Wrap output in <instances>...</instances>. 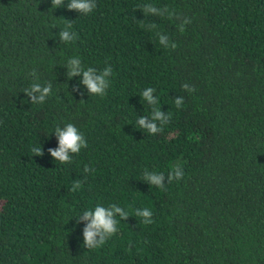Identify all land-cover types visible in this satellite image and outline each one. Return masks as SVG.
<instances>
[{"label":"trees","instance_id":"trees-1","mask_svg":"<svg viewBox=\"0 0 264 264\" xmlns=\"http://www.w3.org/2000/svg\"><path fill=\"white\" fill-rule=\"evenodd\" d=\"M69 2L0 0V264H264V0H96L87 15ZM146 3L175 15H146ZM66 20L71 43L59 36ZM76 56L112 68L106 95L68 77ZM33 82L52 84L43 104L24 91ZM147 87L172 114L154 135L136 123L151 120ZM67 123L87 147L61 164L48 149ZM173 162L184 176L169 184ZM145 169L163 172L167 190ZM98 203L130 216L92 250L78 217ZM137 208H150L153 223Z\"/></svg>","mask_w":264,"mask_h":264},{"label":"clouds","instance_id":"clouds-1","mask_svg":"<svg viewBox=\"0 0 264 264\" xmlns=\"http://www.w3.org/2000/svg\"><path fill=\"white\" fill-rule=\"evenodd\" d=\"M51 3L54 8L63 6V0H51ZM96 6V0H70L67 5L69 9H75L79 13L85 15L92 13ZM138 8L146 15L156 14L161 17L167 16L168 18H172L175 15V12L170 10L167 6L160 8L151 3H146L139 5ZM189 23H191V20L185 18L179 25L180 31L183 32L185 30L184 25ZM142 26L146 27L148 30H154L157 27L155 23H148L147 25L142 24ZM72 27L71 21L66 20L64 22V26L59 33L60 39L63 42L71 43L78 38L77 33L72 31ZM156 36L159 38V43L165 45L166 48L171 47L175 49L177 47L174 42L168 43V37L166 35L157 32ZM66 63L68 77L81 76L82 83L87 86L92 95L100 97L106 95V90L110 86L109 77L112 74V68L110 66H106L102 70H98L91 66L85 68L78 56L68 58ZM35 75V72H33V76ZM182 88L189 92L195 91V87L187 83L183 84ZM24 91L27 92L29 96H32L33 103L43 104L52 94V84L48 82L42 85L39 82H33L30 87ZM155 92L156 89L147 87L140 93L143 97V101H146L147 105L150 106L151 120L148 119V116H144L136 121L138 127L145 129L153 135L163 132L164 126L167 125L172 118L171 113H164L160 110L161 104L159 97L153 95ZM34 93L36 95H33ZM174 103L177 108H181L184 103L183 97L175 98ZM157 121H159V123H157ZM54 132L58 137L59 147L57 149L50 148L48 151L56 158V161H59L61 164H71L73 162V155L79 154L82 148L87 147L86 137L73 123H67L63 127L57 126ZM31 151L34 155H43L41 145L33 146ZM84 171L89 172L94 170L85 165ZM183 176L184 169L182 164L173 162L168 172L169 184L173 181H180ZM142 178L151 181L154 186L161 190H167L166 186L162 183L164 179L163 172H149L145 169ZM80 186V181H75L70 190L75 192ZM129 216L130 210L116 203H111L107 206L98 203L94 208L84 210L78 218L89 221L83 231L84 244L86 247L92 250L102 248L108 240L117 235L119 231L118 218L127 220ZM134 216L142 218L141 222L145 225L153 223V211L150 208H137L134 210Z\"/></svg>","mask_w":264,"mask_h":264}]
</instances>
